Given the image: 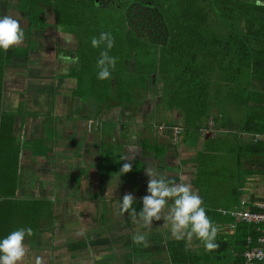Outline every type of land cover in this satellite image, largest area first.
Returning a JSON list of instances; mask_svg holds the SVG:
<instances>
[{
    "label": "crops",
    "instance_id": "1",
    "mask_svg": "<svg viewBox=\"0 0 264 264\" xmlns=\"http://www.w3.org/2000/svg\"><path fill=\"white\" fill-rule=\"evenodd\" d=\"M12 16L26 31L22 16ZM47 21V30L34 32L32 47L28 37L12 46L18 58L6 66L4 79L2 114L11 117L6 122L22 150L16 219L1 221L6 233L32 229L21 264H36L37 257L41 264H242L236 247L221 254L206 251L194 235L176 239L163 219L145 225L138 212L147 194L145 168H150L157 178L190 184L217 225V237L238 245L233 220L221 212L243 202L244 210L254 211L250 204L264 197V109L257 103L239 105L246 96L218 69L196 79L189 64L165 74L160 66L159 76L141 82L128 77L138 68L130 54L113 78L98 80L92 60L83 55L81 30L58 26L52 14ZM148 43L158 58L164 45ZM196 81L203 109L189 105L200 95ZM164 105L168 116L157 118ZM252 122L256 126L249 129ZM123 163H131L128 173H120ZM125 193L135 197L132 215L120 211ZM170 205L171 200L162 217ZM136 233L146 235L147 246L133 243ZM180 241L184 251L172 255L170 246ZM180 259L187 262H176Z\"/></svg>",
    "mask_w": 264,
    "mask_h": 264
},
{
    "label": "trees",
    "instance_id": "2",
    "mask_svg": "<svg viewBox=\"0 0 264 264\" xmlns=\"http://www.w3.org/2000/svg\"><path fill=\"white\" fill-rule=\"evenodd\" d=\"M159 1L116 0V3H119L114 4L124 10L132 2L153 6L159 10L162 21L168 27L167 43L164 47H160L159 59L155 58L153 63L147 62L149 57L153 58L156 55L154 51L151 53L146 50L150 56L144 57L146 61L141 60L144 68L150 67L151 64L155 67L158 65L159 68L162 66L165 74L167 71L172 73L189 64L188 72L196 79L203 77L205 72L218 69V73L228 85L235 86L241 94L246 96V100H238L239 105L248 106L257 103L260 109H264V84H258V81L264 80V8L256 7L254 0H181L179 13H174L170 19L166 20L162 9L169 11L168 6H161L158 4ZM171 5H175L174 0L171 1ZM66 9L65 2L62 0H0V15L12 16L13 12L19 13L27 22L28 33L47 30L49 14L55 15L57 25L66 27L69 32L76 33L77 30H82L83 27L78 21V10L70 7V10L66 12ZM124 16L128 26L126 15ZM126 29L128 30L127 27ZM116 41L124 47L122 49L131 47V52L135 54L134 49L138 45L134 42L133 36L124 42L117 39ZM26 42L32 47L33 43L30 42L29 37ZM156 44L163 45L158 42ZM214 52L219 56L216 60ZM15 58L18 57L13 47L7 51L0 50V238L9 234L3 232L2 218L5 219V224H11L16 219L13 201L16 199L17 167L22 150L19 136H15L9 130L10 123L6 122L11 117L2 114L6 66ZM200 86V83L196 81L194 88L200 92V95L189 102V105L195 109H203V93L200 91ZM172 102L173 96L169 95L168 105ZM208 115L206 117H209ZM255 126L253 122L248 124L249 129ZM258 127L261 129L262 125L258 124ZM244 130L248 131L246 128ZM243 207L245 206L239 208ZM224 216L229 217V215ZM234 235L233 238L238 245L234 246L232 241H224L221 237H216L219 247L213 251L215 254L227 253L236 247L235 252L238 254L239 261L244 264L243 253L247 248L256 245L259 234L256 232L255 225L239 224ZM248 237L253 238L251 244L247 242ZM182 244L183 241H180L170 246L169 251L172 255L177 250L184 251L185 247ZM176 262L186 263L187 261L180 259Z\"/></svg>",
    "mask_w": 264,
    "mask_h": 264
},
{
    "label": "clouds",
    "instance_id": "3",
    "mask_svg": "<svg viewBox=\"0 0 264 264\" xmlns=\"http://www.w3.org/2000/svg\"><path fill=\"white\" fill-rule=\"evenodd\" d=\"M255 6L264 8V0H254ZM25 39V31L20 20L10 15H0V50L7 51L10 47L21 44ZM115 39L111 31H101L98 36L90 38L92 48L101 49L96 60V77L98 80L111 79L116 69L118 57L110 55ZM65 62L75 64L77 58L61 56ZM132 168L131 163H123L121 174L128 173ZM149 177L146 187V195L140 198L142 204L138 215L145 225H151L154 220H164L170 225L172 236L176 239L186 237L191 239L193 235L203 243L206 251H213L219 247L216 242L218 233L217 225L206 214V206L202 197L192 190L188 183H173L164 176H159L153 169L145 168ZM183 181V177H180ZM135 197L132 193H125L121 198L120 211L132 215L136 213L133 208ZM169 213L161 216L162 209L169 204ZM32 235L31 228H19L11 231L7 236L0 238V264H21L26 255V236ZM133 243L147 246L146 235L136 233L132 236ZM36 264H41L37 257Z\"/></svg>",
    "mask_w": 264,
    "mask_h": 264
},
{
    "label": "rangeland",
    "instance_id": "4",
    "mask_svg": "<svg viewBox=\"0 0 264 264\" xmlns=\"http://www.w3.org/2000/svg\"><path fill=\"white\" fill-rule=\"evenodd\" d=\"M56 1H60V0H56ZM62 1L65 2V6L67 7L66 12L70 10V7L78 10L79 13L78 21L80 25L83 27V29L81 30V39L83 41L82 45L84 47L82 52L85 58H87L88 60H92L91 67L93 69V72H97L96 60L99 57V52L101 49L92 48L90 45V38L92 36H98L101 31H111L113 36L115 37L114 38L115 44L109 54L118 57V61L116 65V69L118 71H120V68L122 69V67H125L126 64L125 57L128 56L129 58V55L131 54V56L134 55V58L137 59L138 68L136 69L137 71L135 74L128 75L130 79L134 77L135 80L140 79L142 82V78H148L149 76L155 74L159 76L158 69L156 68L159 67L158 65L155 67L153 66V64H151L149 68H143V72L140 71L139 63L141 62L142 59L144 60V57L147 55L146 50L151 51V49L147 47L149 46V43L138 41L136 40V36L133 33L127 32L126 29L127 26L124 16L126 14L125 10L121 7L118 6L116 7L114 5L116 3V0H62ZM171 1L172 0H160L158 3L161 4V6L164 5L168 6L169 11L162 9V13H164L166 20L170 19V17L174 13H179L180 11L179 6H181L182 1L174 0L175 5H171ZM123 31L126 32L127 36L129 37L133 36L134 42L137 43L138 47L134 49L135 54L131 52L130 48L122 49L124 47L117 44L116 39L120 42H124V40L127 41V38H129L124 36L126 34H123ZM33 36L34 33H28V31H25V37H29L31 43L33 42L32 40L34 39ZM149 58L150 59H148L147 62L150 61V63H153L156 60L151 57ZM149 93L151 94V92ZM153 95H155V93H152L151 97H153ZM165 107L166 106L164 105V110L160 115H157V118H166L168 116L165 113ZM157 112L158 111H156L154 116H156ZM221 158L222 157H220L219 159ZM225 159H227V157H225ZM227 200H229V198L224 197V201Z\"/></svg>",
    "mask_w": 264,
    "mask_h": 264
},
{
    "label": "built area",
    "instance_id": "5",
    "mask_svg": "<svg viewBox=\"0 0 264 264\" xmlns=\"http://www.w3.org/2000/svg\"><path fill=\"white\" fill-rule=\"evenodd\" d=\"M178 133L179 130L175 129L174 135L176 136ZM241 205L244 206L245 203L243 202ZM250 205L254 208V211L239 208L231 211H223V214L229 215L233 220L232 230L239 224L255 225L256 232L259 235L256 238V245L244 251V264H264V197L261 201L253 202ZM252 239V237H248L247 242L251 244Z\"/></svg>",
    "mask_w": 264,
    "mask_h": 264
},
{
    "label": "flooded vegetation",
    "instance_id": "6",
    "mask_svg": "<svg viewBox=\"0 0 264 264\" xmlns=\"http://www.w3.org/2000/svg\"><path fill=\"white\" fill-rule=\"evenodd\" d=\"M131 5L134 6L133 8L139 6V12L145 8L146 10L142 11V15L137 14L138 12L134 14L132 12L133 10H129ZM125 11V15L128 14V18L126 17L127 28L136 36V39L138 38L140 41L158 42L161 45L167 43L168 32H166V29L168 31V27L162 19L157 18V14L160 13L157 8L140 2H132ZM130 21H133V23L131 24ZM174 183L177 184V181L174 180Z\"/></svg>",
    "mask_w": 264,
    "mask_h": 264
},
{
    "label": "water",
    "instance_id": "7",
    "mask_svg": "<svg viewBox=\"0 0 264 264\" xmlns=\"http://www.w3.org/2000/svg\"><path fill=\"white\" fill-rule=\"evenodd\" d=\"M134 6L133 5H131L130 7H129V10H133L132 12L135 14V12H138L137 14H139V15H142L143 13H142V11L143 10H146V8L145 9H142L140 12L138 11L139 10V6H136L135 8H133ZM126 17L128 18V14L126 15ZM157 18H160V19H162V16H161V14H157ZM130 23L132 24L133 23V21H130ZM166 32H167V30H166ZM167 34V33H166Z\"/></svg>",
    "mask_w": 264,
    "mask_h": 264
}]
</instances>
